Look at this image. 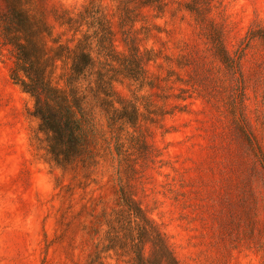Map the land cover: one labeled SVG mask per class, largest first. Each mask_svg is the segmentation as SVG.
<instances>
[{
  "label": "rangeland",
  "instance_id": "374dc122",
  "mask_svg": "<svg viewBox=\"0 0 264 264\" xmlns=\"http://www.w3.org/2000/svg\"><path fill=\"white\" fill-rule=\"evenodd\" d=\"M45 1L48 11L78 14L91 0ZM194 2L203 21L186 9ZM167 4L163 14L141 10L136 25L142 51L157 56L147 81L116 84L142 117L121 128L120 152L99 142L89 176L46 163L34 100L11 80L9 52L0 55V264H129L100 254L106 227L92 231L122 196L155 223L179 264H264V41L249 36L264 28V0ZM104 7L119 33L116 3Z\"/></svg>",
  "mask_w": 264,
  "mask_h": 264
},
{
  "label": "trees",
  "instance_id": "16d2710c",
  "mask_svg": "<svg viewBox=\"0 0 264 264\" xmlns=\"http://www.w3.org/2000/svg\"><path fill=\"white\" fill-rule=\"evenodd\" d=\"M112 1L123 51L104 0H91L78 14L48 11L45 0H0V55L9 52L11 80L34 100L37 140L46 151V163L64 173L92 174L99 142L120 152L121 128L137 126L142 117L134 104L118 96L116 84L147 81L146 64L157 56L142 51L136 25L141 10L163 14L168 0ZM194 3L186 9L203 21L206 9ZM56 26L62 30L59 35ZM68 34L71 37L64 40ZM249 36L264 41V28ZM216 49L224 64L233 63L219 40ZM95 109L104 115L107 130L99 127ZM119 204V210L95 216L92 231L99 234L106 227L100 254L114 253L118 261L128 259L129 264H179L144 210L126 196Z\"/></svg>",
  "mask_w": 264,
  "mask_h": 264
}]
</instances>
